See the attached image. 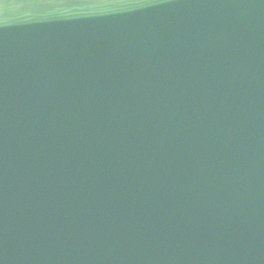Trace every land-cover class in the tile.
Segmentation results:
<instances>
[{
  "label": "water",
  "instance_id": "1",
  "mask_svg": "<svg viewBox=\"0 0 264 264\" xmlns=\"http://www.w3.org/2000/svg\"><path fill=\"white\" fill-rule=\"evenodd\" d=\"M0 264H264V0H0Z\"/></svg>",
  "mask_w": 264,
  "mask_h": 264
}]
</instances>
